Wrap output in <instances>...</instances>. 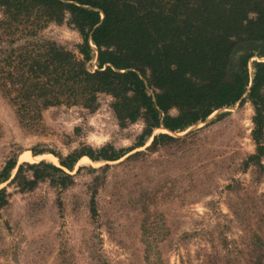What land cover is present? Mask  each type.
Instances as JSON below:
<instances>
[{"label": "rangeland", "instance_id": "1", "mask_svg": "<svg viewBox=\"0 0 264 264\" xmlns=\"http://www.w3.org/2000/svg\"><path fill=\"white\" fill-rule=\"evenodd\" d=\"M17 16L0 7V69L9 71L0 79V172L17 160L0 184V264H264V103L259 153L248 98L181 132L159 127L140 139L143 118L120 120L111 94L81 95L68 82L55 98L36 97L40 59H26L27 44L52 42L81 60L82 38L68 15L56 22L32 11L9 25ZM254 61L264 59L250 58V75ZM13 102L40 110L22 121ZM99 151L118 159L82 156L63 168V185L44 167L24 168L29 187L13 181L18 165L61 167L58 158Z\"/></svg>", "mask_w": 264, "mask_h": 264}, {"label": "trees", "instance_id": "2", "mask_svg": "<svg viewBox=\"0 0 264 264\" xmlns=\"http://www.w3.org/2000/svg\"><path fill=\"white\" fill-rule=\"evenodd\" d=\"M0 7L21 16L39 11L56 22L68 15L82 38L81 60L52 42L27 44L26 59H40L33 66L37 87L32 93L36 97L55 98L68 82L81 95L111 94L120 120L143 118L140 139L159 127L181 132L214 111L248 98L255 105L253 137L259 153L264 61L253 62L251 75L248 62L254 56L264 59V0H0ZM21 16L12 17L9 25L28 21ZM93 47L99 70L90 73L85 62L92 59ZM4 71L0 69L2 82L9 73ZM13 105L19 119L26 122L40 110L36 104ZM173 109L175 115L170 114ZM122 110L126 116L119 114ZM157 140L154 137L153 143ZM102 152L58 158L61 167L24 163L18 165L13 181L19 188L29 187L32 181L22 176L24 168L44 167L58 173V185H63L69 177L63 168L72 170L82 156L92 161L118 159L117 154L105 156ZM16 165V159L5 164L0 184L9 179ZM5 205L6 190L1 189L0 210Z\"/></svg>", "mask_w": 264, "mask_h": 264}]
</instances>
